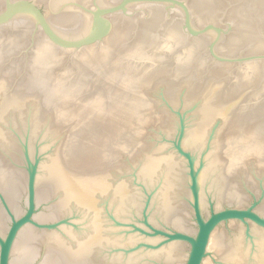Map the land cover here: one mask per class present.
I'll use <instances>...</instances> for the list:
<instances>
[{"label":"water","instance_id":"obj_1","mask_svg":"<svg viewBox=\"0 0 264 264\" xmlns=\"http://www.w3.org/2000/svg\"><path fill=\"white\" fill-rule=\"evenodd\" d=\"M0 264H264V0H0Z\"/></svg>","mask_w":264,"mask_h":264}]
</instances>
